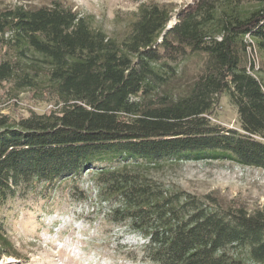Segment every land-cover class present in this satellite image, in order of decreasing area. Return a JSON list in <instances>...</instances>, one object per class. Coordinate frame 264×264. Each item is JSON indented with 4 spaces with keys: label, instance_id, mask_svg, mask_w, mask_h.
<instances>
[{
    "label": "trees",
    "instance_id": "trees-1",
    "mask_svg": "<svg viewBox=\"0 0 264 264\" xmlns=\"http://www.w3.org/2000/svg\"><path fill=\"white\" fill-rule=\"evenodd\" d=\"M129 1L137 12L120 40L57 3L0 10V89L42 87L54 101L43 115L0 114V213L89 173L108 221L144 241L145 262L264 264V212L145 175L187 161L264 172V0H193L176 13ZM223 94L239 130L210 122ZM10 249L0 214V258Z\"/></svg>",
    "mask_w": 264,
    "mask_h": 264
},
{
    "label": "rangeland",
    "instance_id": "rangeland-1",
    "mask_svg": "<svg viewBox=\"0 0 264 264\" xmlns=\"http://www.w3.org/2000/svg\"><path fill=\"white\" fill-rule=\"evenodd\" d=\"M171 7L173 13L193 0H149ZM57 3L87 17L93 28L120 40L135 19L137 4L129 0H0V10L22 5L52 6ZM174 24V19L168 26ZM7 49L0 45V56ZM255 62L259 63L253 53ZM201 57L185 63L188 77L201 66ZM54 101L42 87L16 94L8 85L0 89V114L13 120L30 113L43 115ZM213 125L239 130L238 116L223 94L210 116ZM145 175L166 188H179L222 205H242L264 212V172L230 162L187 161L148 168ZM40 189L15 198L1 211L5 235L11 245L0 264H151L142 258L143 240L121 224L107 219L109 205L98 198L89 173L80 180L58 184L49 197Z\"/></svg>",
    "mask_w": 264,
    "mask_h": 264
},
{
    "label": "water",
    "instance_id": "water-1",
    "mask_svg": "<svg viewBox=\"0 0 264 264\" xmlns=\"http://www.w3.org/2000/svg\"><path fill=\"white\" fill-rule=\"evenodd\" d=\"M170 27V26H169Z\"/></svg>",
    "mask_w": 264,
    "mask_h": 264
}]
</instances>
